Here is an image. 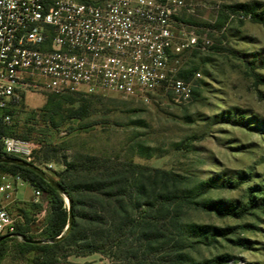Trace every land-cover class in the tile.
Wrapping results in <instances>:
<instances>
[{
    "label": "rangeland",
    "instance_id": "1",
    "mask_svg": "<svg viewBox=\"0 0 264 264\" xmlns=\"http://www.w3.org/2000/svg\"><path fill=\"white\" fill-rule=\"evenodd\" d=\"M254 1L264 3V0H185V7L178 10L175 18L179 29L187 35L194 33L200 41H209L205 48L187 49L175 64L177 74L194 72V76L185 80L193 85L191 98L179 96L172 90L154 93L147 100L113 93L79 95L92 105L93 111L87 118H66L57 126L48 122L34 126L29 118L39 113L47 97L54 94L30 93L13 111L12 123L0 136L33 143L30 164L55 183L65 175L67 181L87 176L84 172L71 177V173L66 174L65 161L71 163L79 156L110 159L107 165L111 169L115 166L116 172L125 169L124 165L131 158L147 168L137 175L147 189L143 203L154 201L164 192L180 196L174 202L156 204L144 217L140 227L150 226L160 237L150 253L145 250L146 241L138 240L137 232L121 240L125 241V248L118 241L120 246L114 249L118 257L121 258L127 248L132 250V256L140 258L138 262L130 260L132 264H177L179 254L188 255L196 262L229 255L232 257L229 264H264V210H261L264 203L261 200L257 202L261 209L254 208L242 218L220 215L194 204L202 199H213L243 207L248 202L250 189L255 186L264 189V85L254 86L253 77V72L264 77V25L233 16L224 8ZM240 118H243V126L238 124ZM16 124L26 125L36 133L19 134L13 127ZM44 155H48V159H44ZM160 171L182 179L173 185ZM15 175H20L25 182L17 187L7 203L17 226L22 225L24 219L15 211V201L42 203L44 209L48 204L42 200V193L40 201L35 202L36 188L25 173ZM209 180L216 187L205 196L185 198L191 196L187 190ZM239 181L237 188L231 186ZM65 203L68 205L67 199ZM142 208L134 210V219L140 217ZM79 210L91 212L88 207ZM44 215L45 211L37 214L36 222ZM177 222L228 231L217 235L209 244L199 243L198 238L180 232ZM231 228L236 229L229 230ZM36 233L32 230L28 234ZM22 237L14 234L7 239L0 264H31L35 253L21 255L17 249L24 242ZM113 261L112 253L104 251L86 256L71 254L60 264H111Z\"/></svg>",
    "mask_w": 264,
    "mask_h": 264
},
{
    "label": "built area",
    "instance_id": "2",
    "mask_svg": "<svg viewBox=\"0 0 264 264\" xmlns=\"http://www.w3.org/2000/svg\"><path fill=\"white\" fill-rule=\"evenodd\" d=\"M185 0H0V125L28 94L113 93L147 100L172 90L191 98L193 85L177 77L179 57L209 41L179 29ZM197 77L200 74H196ZM3 151L31 163L34 145L0 137ZM25 183H0V238L13 235L7 203ZM35 202L41 192L34 189Z\"/></svg>",
    "mask_w": 264,
    "mask_h": 264
},
{
    "label": "trees",
    "instance_id": "3",
    "mask_svg": "<svg viewBox=\"0 0 264 264\" xmlns=\"http://www.w3.org/2000/svg\"><path fill=\"white\" fill-rule=\"evenodd\" d=\"M84 2L85 0H78ZM231 15L249 18L252 23L264 25V3L254 1L252 3L228 5L224 7ZM261 10V12H258ZM190 76H194V72H183L177 74V77L187 80ZM254 86L264 85V77L253 72ZM194 94V92H193ZM80 93H65L54 94L47 97L45 106L40 109L37 114H33L31 121H34V126L42 125L44 122L58 125L66 118H87L93 111L92 105L84 99L79 98ZM84 96V95H83ZM75 104H78L77 106ZM71 107L65 109L64 106ZM76 106V107H74ZM67 112V113H66ZM13 116V114H12ZM243 118H240L238 124L243 126ZM19 134L36 133L35 130L26 125L13 126ZM7 130L6 126L0 125V136H3ZM38 134V133H37ZM1 158H15L6 155L3 148L0 146ZM48 159V155L43 156ZM111 160L100 159L97 156H79L76 161L67 163L66 174H87L82 180L71 179L67 181L65 177L57 183L60 189L51 186L42 177L35 174L26 167L17 164L0 162V183L4 175H15L17 172H23L28 176L29 181L36 190L43 194V201L48 204L47 209H44L42 203L15 201V211L20 213L24 219L22 225H17L14 234L33 240H54L52 243L33 244L23 242L17 249L21 255L34 252L35 256L31 264H60L62 259L67 258L71 254L78 256H86L91 253H101L109 251L112 253L114 261L111 264H132L130 260H140L139 257L132 256L131 249L122 252V259L117 256V251H114L118 245L125 248V238L137 232L138 240L146 241V251L150 253L153 250L152 245L159 241V236L155 229L150 226L141 228L144 217L150 213L156 204L174 202L181 198L175 193L164 192L156 196L154 201H145L143 198L147 194L145 185L140 182L137 175L147 171L146 167H142L128 159L124 165L125 169L120 172L115 171V166L111 167L107 163ZM59 162V161H58ZM112 163L116 164L113 160ZM166 179L173 185H177L182 177L174 175L166 171H160ZM129 175H124V174ZM240 181L231 185L233 188L239 186ZM216 184L212 181H203L191 190H187L185 198H202L209 191L214 189ZM186 194V195H187ZM261 196V199H258ZM65 199L71 203L72 224L67 230L69 223V207L65 203ZM261 200L264 203V189L253 187L249 190L248 202L243 207H236L233 204L224 203L221 200L202 199V201L194 203L206 210L216 212L220 215H228L236 218H242L255 208L261 209L257 202ZM142 206L143 211L140 217L136 220L133 218L134 210ZM80 207H88L91 212H81ZM10 211V207H7ZM264 210V209H261ZM45 211V215L40 222H36L37 214ZM264 212V211H263ZM180 232L190 237H196L199 243H210L215 240L217 235H224L228 230L219 229L211 226H198L195 224H182L177 222ZM34 228V229H33ZM134 228H138L134 231ZM231 228L229 230H235ZM34 230L35 235L28 233ZM63 238L56 240L62 234ZM8 238H4L0 242V262L2 260L4 244ZM119 241V242H118ZM122 248V249H124ZM122 251V250H121ZM148 257V256H146ZM125 258V260L123 259ZM177 264H229L232 258L229 255L217 256L211 260H202L196 262L190 256L179 254ZM121 260V261H120ZM144 261H147L145 258ZM140 264V263H139Z\"/></svg>",
    "mask_w": 264,
    "mask_h": 264
},
{
    "label": "water",
    "instance_id": "4",
    "mask_svg": "<svg viewBox=\"0 0 264 264\" xmlns=\"http://www.w3.org/2000/svg\"><path fill=\"white\" fill-rule=\"evenodd\" d=\"M0 162H7V163H12V164H17V165H20V166H22V167H26V168H28V169H31V170H33L34 172L38 173V174H39L40 176H42L43 178L47 179L48 183H49L51 186H53V187H55V188H57V189H60V188H59V185H58L57 183H55L54 181H52V180L49 179V178H46L45 175H44V173H43L39 168H37L36 166H34L33 164H30V163H28V162H26V161H23V160H21V159H18V158H9V159H2V158H0ZM67 202H68V207H69V212H70V213H69V216H70V218H69V223H68V226H67V230H68V229H70L71 224H72V217H71V211H70V210H71V203H70L69 200H67ZM64 235H65V233L62 234L61 236H59L56 240H59V239L63 238ZM10 236H12V235H6V236L1 237V238H0V242H1L4 238H6V237H10ZM22 239L24 240V242H27V243H33V244L52 243V242H54V240H33V239L26 238V237H22Z\"/></svg>",
    "mask_w": 264,
    "mask_h": 264
}]
</instances>
